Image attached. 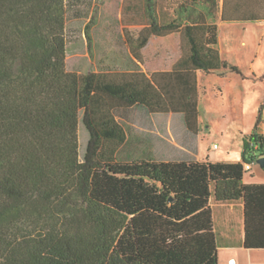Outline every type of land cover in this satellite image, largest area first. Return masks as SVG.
Masks as SVG:
<instances>
[{"label": "trees", "instance_id": "trees-1", "mask_svg": "<svg viewBox=\"0 0 264 264\" xmlns=\"http://www.w3.org/2000/svg\"><path fill=\"white\" fill-rule=\"evenodd\" d=\"M206 1L189 19L169 0H124V23L144 24L125 33L136 65L82 73L68 69L66 0H0V264H220L212 194L244 200V246L264 248V183L244 181L263 135L236 162L117 159L129 132L116 110L182 113L198 134L197 71L245 77L222 57L219 3ZM174 33L172 70L147 73L142 50Z\"/></svg>", "mask_w": 264, "mask_h": 264}, {"label": "rangeland", "instance_id": "rangeland-1", "mask_svg": "<svg viewBox=\"0 0 264 264\" xmlns=\"http://www.w3.org/2000/svg\"><path fill=\"white\" fill-rule=\"evenodd\" d=\"M66 1L69 4L68 69L82 73L91 70L133 69L136 65L135 58L129 49L125 33L136 35L139 29H123L121 0ZM89 25H92L90 31ZM222 37L226 46V60L239 65L244 72L251 73L249 62L250 58L255 60L258 54V38L242 33L239 26H223ZM243 39L247 40L249 47L241 44ZM142 53L143 69L152 71L165 68L181 54L179 36L153 37ZM256 61V71L264 73V46ZM234 75L237 76L235 73ZM221 80L216 74H211L202 85V125L199 134L191 132L178 114L174 115L169 127V114H151L141 106L116 110L117 118L129 132V140L119 149L117 159L199 160L200 156L205 158L209 152L215 160L242 159L245 136L260 133L256 129L260 112L263 115L261 135L264 136V108L259 103L264 96V83L257 84L253 80ZM218 86H222L224 93L219 92ZM88 136V130L81 123L79 139L82 157ZM176 141L181 144L184 141L183 148ZM218 245L221 248L225 246L222 241ZM254 255L249 253L244 256V263L239 256L238 264L248 263L247 260L250 261V257L254 258ZM225 256L221 249L220 264H231L225 260Z\"/></svg>", "mask_w": 264, "mask_h": 264}, {"label": "crops", "instance_id": "crops-1", "mask_svg": "<svg viewBox=\"0 0 264 264\" xmlns=\"http://www.w3.org/2000/svg\"><path fill=\"white\" fill-rule=\"evenodd\" d=\"M219 3L218 7V24H219V45L218 48L221 52V55L224 59L226 56L224 54L226 46L224 42V38L222 37V28L223 26H239L241 27L242 33H248L249 35H254L259 40V48L258 54L254 58H250V71L251 73L244 72V76L231 72L225 73H206L202 70L197 71V78L199 84V108H200V116H199V125L201 129L202 125V112H201V104H202V85L206 81V78L211 74H216L218 79H226V80H253L254 83H264V78L262 79L263 72H257L255 69L254 64L257 62L256 60L259 58L262 52V47L264 46V0H217ZM169 3L180 11V8L185 12V16H188L189 19H196L197 14L200 12V3H208L206 0H169ZM123 4L124 0H121V23L123 25V29L125 28H137L140 29L144 27V24H125L123 18ZM184 4V6H181ZM188 5V6H186ZM180 6V7H179ZM186 8L188 10H186ZM254 18H259L258 20H252ZM243 28V29H242ZM236 31L234 32V35ZM171 35H178L180 39L181 45V38L179 33H174ZM169 35V36H171ZM166 36V37H169ZM153 37H160V36H152L149 43L151 42ZM165 38V37H164ZM148 43V44H149ZM241 44L245 47H249L248 42L246 39L241 40ZM250 50V48H249ZM181 54L174 59L169 65H166L165 68L162 69H153L152 71H148L144 69L147 73L152 74L157 71H169L172 70L174 64L179 59ZM249 58V56H248ZM236 74V73H235ZM221 80V81H222ZM218 90L220 93H224L222 86H218ZM243 98V97H242ZM244 100V99H243ZM259 103L264 108V96L260 99ZM152 114V113H151ZM169 114V121L168 126L171 127L172 121L175 114L181 116L184 120V115L182 113H164ZM259 115V114H258ZM258 119V116H257ZM179 121V120H178ZM261 124L258 126V130L260 131L259 134L262 132ZM200 133V132H199ZM198 133V134H199ZM250 135L247 134L245 139H247ZM243 140V148H244V141ZM185 141V140H184ZM181 144L179 141H176L179 147L183 148L184 142ZM180 143V144H179ZM243 152V151H242ZM241 152V153H242ZM199 160H211V161H229V162H236L242 161L240 160H215L212 158V153H207L206 157L200 156ZM252 167L250 170L246 171L244 175V181L246 183H264V168L258 163H251ZM210 204L213 210V218H214V228L217 236V243L222 241L225 246L221 248L218 245V252L220 256L221 249L225 252V260L230 262L231 264H238L240 258H242V263L246 259H243L244 256H248L255 254L254 258L250 257V261L247 260L248 263L246 264H264V248L257 249V248H246L244 246L245 240V202L243 199L233 200V201H217L214 194H212L210 198ZM221 240V241H220ZM240 256V258H239ZM242 256V257H241ZM254 259V261H253ZM220 260V258H219ZM237 261V262H236ZM246 262V261H245Z\"/></svg>", "mask_w": 264, "mask_h": 264}, {"label": "water", "instance_id": "water-1", "mask_svg": "<svg viewBox=\"0 0 264 264\" xmlns=\"http://www.w3.org/2000/svg\"><path fill=\"white\" fill-rule=\"evenodd\" d=\"M257 162L264 168V155L259 157Z\"/></svg>", "mask_w": 264, "mask_h": 264}, {"label": "built area", "instance_id": "built-area-1", "mask_svg": "<svg viewBox=\"0 0 264 264\" xmlns=\"http://www.w3.org/2000/svg\"><path fill=\"white\" fill-rule=\"evenodd\" d=\"M251 167H252V164L251 163H246L245 170L248 171V170L251 169Z\"/></svg>", "mask_w": 264, "mask_h": 264}]
</instances>
